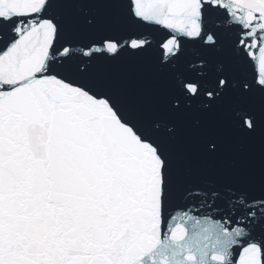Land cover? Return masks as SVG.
Wrapping results in <instances>:
<instances>
[{"label": "snow or ice", "instance_id": "snow-or-ice-1", "mask_svg": "<svg viewBox=\"0 0 264 264\" xmlns=\"http://www.w3.org/2000/svg\"><path fill=\"white\" fill-rule=\"evenodd\" d=\"M0 264H264V0H0Z\"/></svg>", "mask_w": 264, "mask_h": 264}]
</instances>
